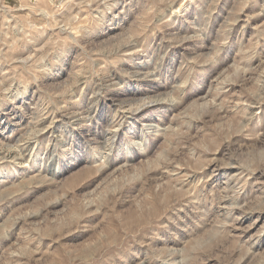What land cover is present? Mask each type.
<instances>
[{
	"label": "rangeland",
	"instance_id": "rangeland-1",
	"mask_svg": "<svg viewBox=\"0 0 264 264\" xmlns=\"http://www.w3.org/2000/svg\"><path fill=\"white\" fill-rule=\"evenodd\" d=\"M0 264H264V0H0Z\"/></svg>",
	"mask_w": 264,
	"mask_h": 264
},
{
	"label": "bare ground",
	"instance_id": "bare-ground-1",
	"mask_svg": "<svg viewBox=\"0 0 264 264\" xmlns=\"http://www.w3.org/2000/svg\"><path fill=\"white\" fill-rule=\"evenodd\" d=\"M144 104H146V103H144ZM144 104H142V105H144ZM148 104H149V102H148ZM120 123V122H119ZM117 127V126H116ZM110 141V140H109ZM105 156V155H104Z\"/></svg>",
	"mask_w": 264,
	"mask_h": 264
}]
</instances>
